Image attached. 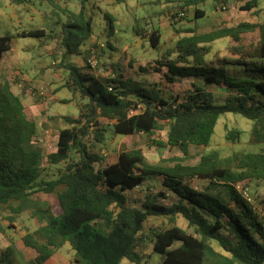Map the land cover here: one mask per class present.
<instances>
[{"label":"trees","instance_id":"1","mask_svg":"<svg viewBox=\"0 0 264 264\" xmlns=\"http://www.w3.org/2000/svg\"><path fill=\"white\" fill-rule=\"evenodd\" d=\"M10 1L16 5L31 2ZM49 1L54 4V0ZM90 1L80 0L79 12L59 9L67 18L62 25L64 53L60 66L68 72L66 88L79 97V114L64 117L69 127L61 130L55 151L48 155L50 165L66 163L56 179H41L45 155L36 143L38 122L14 91L19 77L9 76L0 85V209H9L14 215L31 212L41 224L35 233L23 238L37 253L33 264H46L66 243L75 253L76 264H121L123 260L145 264L138 251L142 238L150 239L153 251L163 255L162 264H264V206L259 212L237 190L246 182H264L263 151L237 156L235 165L211 153L192 166L151 164L141 150H134L122 152L116 163L107 165L88 148L89 140L105 142L101 119H106L114 122V131L121 135L153 136L168 128L167 141L156 139L153 144L178 149L188 156L191 147L210 145L220 117L227 113L253 121L252 141L264 144V102L259 98L264 94V24L240 22L208 33L200 32L196 25L178 30L185 35L176 44V59L164 65V77L172 85L177 80L195 82L184 96L166 99L156 87H143L122 73L117 75L113 64L107 69L114 77L103 80L69 62L72 56L83 54L93 35V19L87 8ZM115 1L122 4L127 0ZM208 1L166 0L176 10L172 19L194 9L196 20L205 16L199 6ZM259 1L215 0L224 6L235 4L241 12L256 11ZM110 32H114L113 26ZM135 32L148 38L154 49H160L159 30L149 36L140 27ZM253 33L259 40L246 45V38ZM45 36L44 30L21 34L24 38ZM223 38L230 39L229 52L234 59L213 66L207 61L208 45ZM11 43L9 36L0 38V56L11 50ZM213 86L228 90L230 97L223 104H218L216 94L207 89ZM239 136V132L231 131L227 139L235 142ZM154 177L161 178L164 191L147 188L143 209L128 204L123 193L145 186ZM196 180L209 185L199 189L191 184ZM218 183L226 188V198L212 194V186H220L213 184ZM40 192L56 198L59 214L33 197ZM169 194L176 198L171 205L162 202ZM161 216L171 224L181 217L186 219L201 238L175 225L153 230L148 237L142 235L149 217ZM210 241L220 247V255ZM18 262L13 247L0 254V264Z\"/></svg>","mask_w":264,"mask_h":264},{"label":"rangeland","instance_id":"2","mask_svg":"<svg viewBox=\"0 0 264 264\" xmlns=\"http://www.w3.org/2000/svg\"><path fill=\"white\" fill-rule=\"evenodd\" d=\"M259 8L253 12H241L235 4L224 6L215 0H209L199 6L205 12V17L195 19V10L192 9L185 15L176 19L172 16L176 10L166 0H127L118 4L115 0H91L87 5L89 16L93 19V35L83 47V54L72 56L69 59L80 67L84 72L90 73L98 79L106 80L108 69L111 64L126 78L140 84L143 87H156L166 99L176 97L177 94L185 95L193 89L191 80H177L175 84H169L164 77L166 69L164 65L168 61L176 59L175 47L178 40L185 34H179L178 30L188 29L196 25L200 32L229 28L232 24L247 22L251 24H264V0L259 1ZM68 9L79 12L80 0H31V2L16 5L10 0H0V38L9 36L12 38L11 51L0 56V85L9 76L19 77V83L14 87L15 93L20 95L28 108L34 112L38 122V134L36 143L43 150L45 159L42 164V180L51 181L56 179L65 170L66 163L50 165L48 155L56 149L61 130L68 128L65 116H78L79 110L74 96L66 88L68 72L60 65L63 59L64 49L62 46V25L67 20L59 9ZM171 8V9H170ZM110 15L113 21L106 15ZM113 26L114 32H110ZM140 29L149 36L154 30H159L162 39L160 49H154L148 38L138 35L135 29ZM32 30H44L43 38H24L21 34ZM259 40L257 33L249 34L246 45ZM230 39L223 38L208 45L210 54L207 61L213 66H219L224 60L234 59L231 57ZM113 47V49L111 48ZM115 48V49H114ZM103 50L105 54L103 55ZM90 53V55L87 54ZM170 55V57L168 56ZM97 59L100 63L98 70L88 65L89 59ZM106 65V66H105ZM118 65V66H116ZM119 68V69H118ZM101 69V70H100ZM162 69V72H159ZM45 95L41 96L40 89ZM207 89L216 94L218 104H223L230 96L225 88L213 86ZM129 96L135 99L134 93ZM60 96V99L54 95ZM26 95L30 98H27ZM70 98L71 100H69ZM264 102V94L259 95ZM71 101V103H67ZM73 101V102H72ZM41 105V107H40ZM41 108L45 109L41 111ZM50 114L48 116L47 114ZM47 121H44V118ZM102 127L106 130V140L99 143L92 139L88 141L91 153H96L104 159V164L110 165L118 161L119 155L125 151L141 150L151 164L196 165L201 157L211 153H218L221 159L235 165L234 158L245 153L264 152V144L253 143L251 131L254 122L241 115L227 113L222 115L215 128V133L208 147H191L188 156L183 155L178 149L158 148L153 144L154 140L167 141L168 128L158 131L153 136L136 135L128 136L117 134L114 131V122L101 119ZM239 132V138L234 142L227 139L229 132ZM77 159V155H73ZM101 162L98 167L102 166ZM194 187L201 189L208 182L193 181ZM211 185V184H210ZM212 194H220L227 197L226 188L223 184H213ZM259 212L264 206V182L254 185L242 184ZM147 188L153 192L164 191L161 178H151L145 186L136 189H127L123 194L128 204L143 209L142 202L145 199ZM152 193V192H150ZM36 200L48 205L54 214L60 213V207L56 198L45 193H36ZM176 198L169 194L162 202L171 205ZM264 215V214H263ZM264 217V216H263ZM178 226L189 234L201 238L188 221L184 218L177 219L174 224L168 218L149 217L144 223L142 235L148 237L153 230L167 229ZM41 224L31 212L14 215L9 209H0V254L9 247L17 252L20 262L16 264H33L37 253L26 246L23 238L27 234L35 233ZM226 234V232H225ZM217 255L220 247L215 241L209 242ZM138 251L143 256L145 264H162L163 255L153 251L150 239L142 238ZM226 257V256H225ZM228 258V257H227ZM46 264H76L75 253L69 243L58 249L54 256ZM121 264H133L129 260H123ZM240 264V263H233Z\"/></svg>","mask_w":264,"mask_h":264},{"label":"built area","instance_id":"3","mask_svg":"<svg viewBox=\"0 0 264 264\" xmlns=\"http://www.w3.org/2000/svg\"><path fill=\"white\" fill-rule=\"evenodd\" d=\"M88 64L90 65V67L92 68V69H95V70H98L99 68H100V63H99V61L97 60V59H95V58H91V59H89L88 60ZM101 70V69H100ZM107 77H111V78H113L114 77V74L113 75H109V73H107ZM41 91H40V95L41 96H44L45 95V93H44V91H43V89L41 88L40 89ZM111 90V89H110ZM237 190L240 192V193H242V195L247 199V200H249L250 202L252 201L251 200V197L249 196V194H248V192H247V188H244V186H242V185H238L237 186Z\"/></svg>","mask_w":264,"mask_h":264},{"label":"crops","instance_id":"4","mask_svg":"<svg viewBox=\"0 0 264 264\" xmlns=\"http://www.w3.org/2000/svg\"><path fill=\"white\" fill-rule=\"evenodd\" d=\"M205 16H206V15H205ZM205 16H204V17H205ZM11 47H12V43H11ZM10 51H11V50H10ZM7 53H8V52H7ZM5 54H6V53H5ZM3 55H4V54H3ZM231 57H232V56H231ZM232 58H233V57H232ZM125 78H126V77H125ZM127 78H128V77H127ZM193 82H195V80H191V83H193ZM14 91H15V90H14ZM19 96H20V95H19ZM20 97H21V96H20ZM26 97H27V98H30V97H28L27 95H26ZM54 97L60 99V96L57 95V94H55ZM73 98H74V100H76V99L79 98V97H78V95H76V96L73 97ZM68 99L71 100L70 98H68ZM22 100H23V99H22ZM23 102H24V101H23ZM24 104H25V103H24ZM25 106L28 107V105H26V104H25ZM40 107H41V105H40ZM44 110H45V109L41 108V111H44ZM32 112H33V111H32ZM33 113H34V112H33ZM34 115H35V114H34ZM47 115L50 116L49 113H48ZM35 118H36V116H35ZM47 118H48V117L44 118V121H45V122L47 121ZM36 120H37V119H36ZM38 129H39V126H38ZM37 134H38V133H37Z\"/></svg>","mask_w":264,"mask_h":264}]
</instances>
